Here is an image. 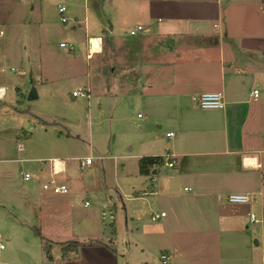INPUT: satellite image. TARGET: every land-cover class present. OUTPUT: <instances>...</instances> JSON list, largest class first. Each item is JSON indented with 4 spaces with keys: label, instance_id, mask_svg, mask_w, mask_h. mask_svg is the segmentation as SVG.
<instances>
[{
    "label": "crops",
    "instance_id": "crops-1",
    "mask_svg": "<svg viewBox=\"0 0 264 264\" xmlns=\"http://www.w3.org/2000/svg\"><path fill=\"white\" fill-rule=\"evenodd\" d=\"M0 32V264H264V0H0Z\"/></svg>",
    "mask_w": 264,
    "mask_h": 264
},
{
    "label": "built area",
    "instance_id": "built-area-1",
    "mask_svg": "<svg viewBox=\"0 0 264 264\" xmlns=\"http://www.w3.org/2000/svg\"><path fill=\"white\" fill-rule=\"evenodd\" d=\"M66 10V7L63 5L58 6V14H59V19L62 23H65L67 21L66 16L64 15V12ZM142 30L141 25H135L132 27L128 33L131 36L137 35L140 31ZM1 33V32H0ZM91 38L88 39V53L87 57L89 58L92 54L90 53L89 45H90ZM60 47H64L68 51H73L74 46L69 43H60ZM72 96H86L85 91H81L80 89H77L75 91L71 92ZM193 101L196 103V105L201 108V109H218L223 106V101H222V95L219 92H203L199 95L193 96L192 97ZM173 133H167V136H171ZM91 158H86L85 159V164H90ZM51 173H52V178H50L47 182L43 183L42 188L44 190L50 191L53 194H64L68 191V188L65 184L62 183H57L56 180L53 178V176L59 174L63 169L57 168L56 162H52L51 164ZM161 165L172 168L174 166V161L170 157L169 154H165L162 156V161ZM20 175L24 180H30L31 176L28 172H24L23 170H20ZM251 200V197L248 194H239V193H234L230 194L228 196V201L231 203H247ZM88 201H86L84 204L88 205ZM165 212H161L160 214H153L151 216L152 219H157L160 216H164ZM250 219L252 221H255V215L250 214ZM5 240L3 235L0 233V250H3L5 248ZM163 263L165 262V259H167V256L162 255Z\"/></svg>",
    "mask_w": 264,
    "mask_h": 264
},
{
    "label": "rangeland",
    "instance_id": "rangeland-1",
    "mask_svg": "<svg viewBox=\"0 0 264 264\" xmlns=\"http://www.w3.org/2000/svg\"><path fill=\"white\" fill-rule=\"evenodd\" d=\"M9 6V5H8ZM10 7V6H9ZM59 24L60 25H58V28H65V24L64 23H61V22H59ZM69 24H70V22H69ZM90 34V33H89ZM101 41H100V39L99 38H91V46H90V52L92 53V54H94V53H96V52H99L100 51V48H101ZM87 47V45L85 44V48ZM13 73H18V71H15V72H13ZM72 87V85L71 84H69V85H64V88H63V90L66 88V89H70ZM44 104L45 105H43V106H41V105H39V107H40V109H42L43 111H48V113H51V110H50V106H49V103H48V106H46L47 105V102H44ZM59 106H58V111L57 112H54V113H56V114H53V115H56V116H58V118H59V116L60 117H63V118H65V119H68V121H70V122H73V120H75V119H77V117L75 118L74 117V114H72L70 117H68L67 116V113L66 112H63L62 111V109H61V102H59ZM77 121H78V119H77ZM73 123H76V122H73ZM80 126H81V124H80ZM86 137H87V133H86ZM85 141H87L88 142V140H87V138H86V140ZM105 140H101L100 141V145H102V148L104 147V149H105V147L106 146H104L105 145ZM77 153H81L82 155H83V159H84V157H87V156H90V155H92V157H93V159H94V156H97L95 153H91L90 154V151L87 149V147H86V142L84 143V144H82V143H80V145H79V147L77 148V151H76ZM101 153L102 154H104V155H106V151L105 150H103V151H101ZM88 158H90V157H88ZM75 162V161H74ZM107 172H108V175H113V167H108L107 168ZM96 175H93L92 176V179H94V180H96V179H101L102 178V180L104 179V175H103V171L101 170L100 171V173H95ZM108 175H107V178H108ZM95 203V202H94ZM95 204H97V203H95ZM77 205H80V203L79 202H77ZM96 206V205H95ZM90 208V209H89ZM89 208H87V209H85L86 211H92V209H95L96 207H89ZM13 216H15V217H19V218H22V216H21V213H19L18 211H14L12 214H9L8 216H4V217H1L0 218V233L3 235H5V233H8V226L10 225V222H13ZM16 219V218H15ZM121 229V228H120ZM123 229H121V231H122ZM6 237H8L7 235H6ZM6 242V241H5ZM10 242H13V238L12 237H10V239H9V237H8V241L6 242V243H10ZM261 243H263L262 241H261ZM5 244V243H4ZM6 245H8V244H6Z\"/></svg>",
    "mask_w": 264,
    "mask_h": 264
},
{
    "label": "trees",
    "instance_id": "trees-1",
    "mask_svg": "<svg viewBox=\"0 0 264 264\" xmlns=\"http://www.w3.org/2000/svg\"><path fill=\"white\" fill-rule=\"evenodd\" d=\"M161 161H162V156H158V157H156L154 159H152V158H142L140 160V162H139V169H140L141 173H146V172H148L147 165L150 164L149 166H151L154 162H160L161 163ZM37 234L40 236L39 232H37ZM68 245L72 246V249L74 251H77V247L80 246V244L78 242H75V241L70 242ZM44 249H45V251L47 253H49L50 245H48L47 242H45Z\"/></svg>",
    "mask_w": 264,
    "mask_h": 264
},
{
    "label": "water",
    "instance_id": "water-1",
    "mask_svg": "<svg viewBox=\"0 0 264 264\" xmlns=\"http://www.w3.org/2000/svg\"><path fill=\"white\" fill-rule=\"evenodd\" d=\"M27 97H28V100L35 99L37 97L36 90L34 88H31Z\"/></svg>",
    "mask_w": 264,
    "mask_h": 264
},
{
    "label": "bare ground",
    "instance_id": "bare-ground-1",
    "mask_svg": "<svg viewBox=\"0 0 264 264\" xmlns=\"http://www.w3.org/2000/svg\"><path fill=\"white\" fill-rule=\"evenodd\" d=\"M89 49H90V45H89ZM90 51H91V50H90ZM90 53H91V52H90ZM91 54H92V53H91ZM1 91H2V90H1ZM1 91H0V92H1ZM245 162H246V164H249L250 161H249V160H246ZM61 163H62V162H61ZM56 165H57V168H59V163H58V162H56Z\"/></svg>",
    "mask_w": 264,
    "mask_h": 264
}]
</instances>
